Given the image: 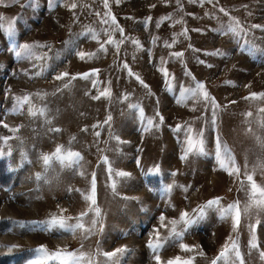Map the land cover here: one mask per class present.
Returning a JSON list of instances; mask_svg holds the SVG:
<instances>
[{
  "label": "rangeland",
  "instance_id": "obj_1",
  "mask_svg": "<svg viewBox=\"0 0 264 264\" xmlns=\"http://www.w3.org/2000/svg\"><path fill=\"white\" fill-rule=\"evenodd\" d=\"M66 2H75L77 7L70 9L65 3H57L55 9L49 10L47 0H40V7L35 10L26 6L24 0L19 4L0 5V12L5 14V25L11 17H18L16 28L20 43L40 41L50 46H38L34 57L17 61L8 51L9 41L0 29V120L4 122L0 124V137L9 136L8 145L13 149L10 158L13 171L7 170L9 157L0 158V264H25L34 255L29 250L41 244L50 252L60 248L69 251L82 248L88 253H95L98 244L102 251L128 245L135 251L122 257V264H156L146 242L152 226L158 224L161 211L169 220L178 218L181 210L191 212L198 204L216 196L222 197L221 203L225 206L238 199L243 208L249 200L250 188L244 176L246 162L247 171L253 172L257 183L264 185V168L259 167L264 162V123H261L264 121V97H249L250 92H264V63L241 52L231 33L212 31L227 25L230 20L227 13H230L249 29L246 36L240 38V43L246 38L264 48V30L251 28L253 24H264V0H213V3L206 0L203 5L190 0H179V3L177 0H167V3L165 0H121L119 4L109 0L111 11L127 37L118 52L112 44H106V51L99 49V44L106 41L109 34L116 40L121 39L118 30L105 31L110 26L102 22L103 0ZM221 7L227 13L221 12ZM165 15L171 18L158 28L157 20ZM148 16L152 20L145 27L144 18ZM185 27L187 36L183 35ZM86 28L94 29L99 39L84 32ZM78 33L83 35H75ZM173 33L177 35L174 37ZM153 37L158 38L155 44ZM70 38L73 43L66 45L64 42ZM137 38L142 48L132 43ZM173 39L175 44H172ZM217 48L230 55L206 54ZM58 49L61 55L55 59L54 53ZM148 49H151V55ZM78 51L95 55L81 60L76 54ZM180 51L182 57L171 56ZM44 53L53 58L36 59ZM162 59L166 63L162 64ZM125 61L149 88L141 85L135 76H129L123 67ZM41 66L46 70L35 75L41 72ZM185 66L196 79L204 81L220 105L226 106L218 112V127L223 141L241 166L239 176L229 175L216 164V129L210 123L205 125V117L209 122L211 120V108H205L203 98L189 96L184 102H177L181 87L195 86L192 78L185 75ZM160 67H167L172 77V91L168 90ZM93 68L99 70L96 77L85 79L75 75ZM62 71L68 72L69 76L55 79ZM97 78L100 83L94 87L92 80ZM225 81H234V84ZM105 88L110 89L111 95L94 99ZM29 93L32 94L30 104L25 102L19 111H9L15 97ZM126 94L128 98L123 99ZM30 107L37 110L35 115L29 112ZM42 107L44 113L38 111ZM140 107L144 109V119H140ZM157 107L164 116V123L150 127L149 118L159 124ZM109 114L112 120L106 124L104 121ZM177 124H181L178 130ZM188 124L196 131L205 129L206 151L210 155H198L194 151L186 159L180 158L187 146ZM17 125L20 127L13 134L11 129ZM56 128L59 131H52ZM117 136L120 140L115 139ZM58 144L65 151L79 152L82 158L72 165H62L53 158L46 169L41 154L54 152ZM0 145L7 151L8 145H4L2 139ZM22 150L25 159L22 167L17 169ZM103 156L109 158L113 169H122L131 176L119 177L113 173L109 178L107 165L101 160ZM136 157L140 158V167ZM157 164L161 167L160 173L144 175ZM37 172L43 173L46 179L42 177L37 181ZM92 172L96 173V199L103 214L102 232L94 230L87 235L83 230L73 233L58 227L42 231L13 224L8 219L44 220L53 213L61 214V208L65 209L64 215L77 216L88 206L85 193L90 189ZM172 172L176 175H171ZM173 180L176 183L171 196H161L164 185ZM180 185L191 187L185 192ZM125 197H140V200ZM169 198L175 208H165ZM141 203L148 211H141ZM91 217L89 214L85 218L86 224L91 223ZM257 218L260 219L258 224ZM250 224L256 225L259 242V248L251 251L248 246ZM237 233L245 264H264L260 257V251L264 250V209L256 207L248 213L242 212L236 232L231 216L221 218L217 209L211 208L182 239L169 237L159 255L164 264L178 255L182 258L194 256L193 264H210L229 235L235 238ZM167 235L168 231L162 228L161 236ZM181 243L199 245L205 255H197L199 249L184 250ZM14 244L19 247L9 252L8 246ZM99 259L103 261L104 258ZM50 264L58 262L51 261ZM217 264H224V261Z\"/></svg>",
  "mask_w": 264,
  "mask_h": 264
},
{
  "label": "snow or ice",
  "instance_id": "obj_2",
  "mask_svg": "<svg viewBox=\"0 0 264 264\" xmlns=\"http://www.w3.org/2000/svg\"><path fill=\"white\" fill-rule=\"evenodd\" d=\"M117 4L121 2V0H115ZM167 3V0H165ZM192 3H200L203 5L206 0H190ZM208 3H213V0H207ZM20 0H0V5L3 4H19ZM24 3L26 6L31 7L32 9H38L40 7V0H24ZM57 3H65V6L70 9H75L77 7V4L75 2H66V0H47V7L49 10H53L56 8ZM177 3H179V0H177ZM103 5L105 8V12L103 13V24L109 25L110 27L105 29L106 32L112 33L115 31H119L121 34V39L116 40L114 37L109 34L108 39L106 41H103L99 44V49L101 50H107L106 44H112L115 45L117 52L120 49V45L124 43V40L127 39V37L124 36V29L119 25L116 16L112 13L109 0H103ZM150 7H154V5H150ZM182 8L183 5H180ZM241 7H247L246 5H241ZM221 12H226L227 10L223 7L220 8ZM230 16V20L227 25H221V27L212 29L213 32L224 34L225 32L231 33L233 37L236 39V42L239 46V49L241 52H246L253 60L259 59L260 62L264 63V48H260L253 42L244 39L243 43H240V38L245 37L246 33L249 31V29H245L243 25L240 23L238 17L231 16L230 13H227ZM251 15V13H249ZM97 15H100L97 13ZM22 18V17H21ZM170 15L161 16L157 22L156 26L159 28L160 24L170 19ZM18 17L13 16L8 21L7 25H5V14L3 12H0V29L3 30V33L7 37L9 41V48L8 51L14 54V58L18 61L24 58H32L35 56V48L36 47H50L47 42L41 43L40 41H33L32 43L24 42L20 43L17 40V28H16V21ZM152 20L151 16H148L144 18V24L145 27H147L148 22ZM252 29H261L264 30V24H253L251 25ZM195 31H203V29H195ZM84 32L90 33L93 39H99L98 34L95 32L94 29L86 28ZM188 29L185 27L183 29V35L187 36ZM77 36L83 35V33L75 34ZM177 34L173 33V36L175 37ZM157 37L152 38V43L155 44ZM66 45H71L73 43L72 39L64 42ZM132 43L136 45L137 47L142 48L143 45L141 44V41L137 39H133ZM167 43V42H165ZM176 40L173 39L172 44H175ZM171 47V45H168ZM191 47V45H189ZM196 51H199L197 49ZM149 55H151V49H148ZM81 60L92 58L95 53H86L83 51H78L76 53ZM207 55H214V56H227L230 55V53L223 51L222 49H214L210 53H207ZM61 55V50H56L54 53L55 59H59ZM171 56L180 58L183 56V52H173L171 53ZM44 57H47L49 60L52 59V56H49L48 53H44L43 56L36 57V59H43ZM183 63V61H181ZM161 63H166L165 61H161ZM199 63H206V61H199ZM123 67L128 70L129 76H135L136 80L139 81L141 85H143L145 88H149V86L145 83V81L142 79V77L138 73H134L132 69L128 66L127 62L125 61L123 64ZM211 67V65H209ZM46 70L44 66H41V72L35 73V75H40L42 72ZM165 76V83L169 91H172V84L169 71L167 67H160L159 69ZM99 70L96 68L90 69L86 72H78L75 75L84 77L85 79H88L90 77H96ZM14 74V70H13ZM185 75L190 76L192 80L195 82L194 87H188L184 88L181 87L180 96L177 97V102L182 103L184 102L189 96L199 98L202 97L205 101V108H211V120L210 122L205 117V125L208 126L210 123L211 127L216 129V135H215V161L217 166L220 169H223L229 173V175H236L239 176L241 173V166L236 162V158L234 154L232 153V150L228 147L227 143L223 141L219 127H218V112L226 106H222L219 104V102L216 100V98L209 92V90L206 88L204 81L196 79V77L193 75L192 71L188 69L185 66ZM69 73L66 71L59 72L55 79H61L64 77H68ZM74 78V77H73ZM93 86H97L100 81L97 79L92 80ZM226 84H234V81H225ZM247 87V85H245ZM7 91V90H6ZM59 91V89H57ZM150 91V89H149ZM39 94V93H38ZM151 94V93H150ZM31 93L24 95V96H17L15 97V103L9 111L17 112L20 109L23 108L25 102L31 103L30 97ZM111 92L109 88H105L102 92L99 93L98 96L94 97V99H99L100 96H110ZM249 97L251 98H257V97H264V92H250ZM127 94L123 97V99H127ZM159 101L157 100V104ZM229 103H232L231 101ZM130 107L136 108L138 105H131ZM35 109L29 108V112L32 115L36 114ZM41 113L45 112V108H40L38 110ZM139 115L140 119H144V109L143 107L139 108ZM246 115H251V113H247ZM156 116L159 118V124L153 123V118L148 119V124L150 127H159L164 123V116L160 114L159 108L156 109ZM112 120L111 114L108 115L107 119L104 121V123H110ZM4 123L2 120H0V124ZM100 122L97 121V124ZM261 123H264L262 121ZM5 127H8V125H5ZM20 125H17L16 128L11 129L13 134H15ZM95 128L96 125H93ZM175 128L178 130L181 128V124H177ZM145 131L148 129L145 128ZM52 131H59V128L52 129ZM97 136H99V133H96ZM2 139L4 145H8V141L10 140L9 136H3L0 137ZM115 139L120 140V137L117 136ZM186 141L187 146L182 151L180 158L186 159L188 155L195 151L198 155H210L208 151H206V139H205V129L201 128L198 131L194 130L191 126V124L187 125L186 128ZM12 147L11 145H8L7 151H4L3 145H0V158L3 157H9L7 170L9 172L13 171V164L11 162V155H12ZM55 158L61 162L62 165H72L76 162H78L82 157L79 152H75L72 150L65 151L63 149L62 145H57L55 148V151L52 153H42L41 159L43 161V164L45 168L47 169L50 166L51 160ZM25 159V154L23 153V150L21 152V163L16 165V168L22 167L23 162ZM101 160L104 162V164L107 165V172L109 178L113 176V173H115L116 176L119 177H130L131 173L124 171L122 169H113V166L111 162L109 161V158L107 156L101 157ZM136 164L138 167L141 166L140 158L136 157ZM259 167L264 168V162H262ZM244 176L246 177L247 182L250 185L249 188V200L247 203L244 204L243 208H241V202L237 199L226 206L221 203L222 197L216 196L212 197L211 199L205 201L203 204H198L195 208H193L190 211L187 209H183L179 212V216L172 217L170 220L168 217H166L165 212L161 211L158 216V224L153 225L152 229L150 230L148 234L147 239V247L152 250L153 253V259L155 260L156 264H164V262L161 259V256L159 255L160 249L164 247V244L166 240L169 237H175L182 239L185 232L189 230L190 228L198 225L207 215V211L211 208L217 209L219 212V215L221 218L229 217L231 216L232 222H233V231L236 232L238 229V226L240 224L241 215L243 213H248L251 208L256 207L258 209H264V185L258 184L257 181L254 179L253 172L247 171V162L244 165ZM143 171V168H141ZM161 167L159 164L150 167L147 171V173H144V175H148L149 173H160ZM81 175H84V172L81 171ZM171 175L175 176L176 173L172 172ZM37 181H39L42 177L46 179L43 173L37 172L35 174ZM175 180H173L172 183H168L164 185L162 191L160 192L161 196H171V192L173 190V187L175 186ZM96 173L92 172L91 174V181H90V189L85 193V199L89 202L88 206L85 210L80 211L77 216H67L63 213L65 212V209L61 208L59 211L61 214L57 215L55 213L51 214L47 219L44 220H12V218H8L11 223L18 224L20 226L28 225L31 228L39 229L42 231H48L53 229L54 227H58L62 230H68L73 233H75L78 229L83 230L87 235H91L94 230L103 231V214L102 210L97 204L96 199ZM116 181L112 180V187L115 189ZM243 187V182L241 184ZM179 187L183 188L185 192L189 190L191 185H180ZM152 190V189H150ZM125 199H134L139 201L140 197H125ZM168 207L175 208V205L172 203L171 199L169 198L167 204L165 205V208ZM141 211H148V209L141 203ZM89 214H92L91 217V223L86 224L85 218L89 216ZM75 221L73 223L72 221ZM256 223H260V219L257 218ZM170 225V227H169ZM166 229L168 231L167 236H161V229ZM256 225L250 224L249 225V231H250V238L248 241L249 250L251 249H258L259 248V242L258 238L256 236L255 232ZM19 247L18 245H10L8 246V251L11 252L13 248ZM180 247L187 251H193L199 249V251L196 253L197 255L204 256L205 253L203 252L202 248L199 245H189L187 243H181ZM34 255L25 261V264H50L51 261H56L58 264H122V257H124L126 254L135 251V249H130L128 245H122L120 247L115 248L112 251H102L99 247V244L97 246V249L95 253H88L81 249H76L69 251L67 248H60L55 251H49L47 247L43 244L39 245L35 249H30ZM103 257V261L99 259V257ZM260 257L262 260H264V250L260 251ZM194 256H189L187 258H182L181 256H175L174 258H170L167 260L166 264H193L194 262ZM223 260L224 264H245L243 255L240 250V244L238 239V233L237 236L234 238L232 235H229L228 239L225 241L223 246L220 249L219 254L214 257L210 264H217L218 261Z\"/></svg>",
  "mask_w": 264,
  "mask_h": 264
}]
</instances>
